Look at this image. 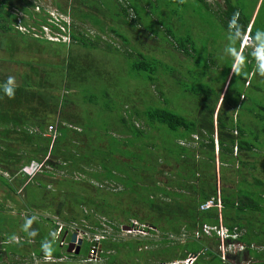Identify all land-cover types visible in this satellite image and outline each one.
<instances>
[{
    "label": "trees",
    "instance_id": "1",
    "mask_svg": "<svg viewBox=\"0 0 264 264\" xmlns=\"http://www.w3.org/2000/svg\"><path fill=\"white\" fill-rule=\"evenodd\" d=\"M152 1L65 0L59 5L55 2L71 20L62 23L68 41L50 42L16 29L18 22L29 25L24 16L38 17L33 21L37 28L40 23L47 24L46 13L35 14L31 0H0V47L9 40L13 55L22 50L30 56L46 54L58 58L53 63L13 58L17 65L13 77L8 72L0 75V174L25 176L19 172L23 165L31 160L41 162L46 156L45 165L52 170H65L66 174L55 180L50 178V171L33 178L46 174L47 180L59 183L55 195L62 194L64 199L59 209L52 208L50 212H56L63 223L101 228L95 215L105 217L103 222L112 234L99 240L98 253L103 264L174 263L194 255L190 264H197L200 258L201 264H264V75L256 70L252 49L259 44L255 24L264 0L254 17L258 0H222V5L216 1L213 11L207 0H194L196 6L189 12L191 16L203 23L201 10H209V15L217 19L216 26H220L213 28L235 41L230 59L222 64L215 63L208 50L211 37L205 39L208 48L204 44L198 47L200 39L193 27L190 32L184 28L186 18L172 7L183 1L168 0L164 6L170 17L166 14L167 19L145 24L154 16ZM18 12L22 16L18 17ZM111 17L120 19L125 28L111 26ZM234 18L239 26L235 38L236 29L231 26ZM77 21L86 32L96 29L94 37L77 31ZM154 23L164 31L177 59L202 70L214 64L220 68L209 73V82L200 78L194 93L195 110L189 115L169 107L170 97L165 93L172 85L170 76L164 74L169 68L159 58L139 49L140 40L135 44L137 49L131 47L125 55L131 61L130 69L137 72L134 76L128 74L118 80L116 75L114 79L109 71L111 66L91 55V50H102L110 58V54L130 43L132 36L128 30H136L137 38H141L142 34L155 31ZM103 32H111L122 47H117L112 39L103 40ZM245 33L249 36V43L245 44L249 49L241 50L237 56L240 34ZM146 47L154 45L146 43ZM202 70L195 73V79L204 78ZM192 71L188 70V74ZM134 81H139L143 88L147 85L152 99H157L149 101L133 92ZM8 88L12 89L11 95L5 91ZM247 89H251L252 95ZM50 124L56 127L54 136L44 134ZM78 174L84 177L77 182L73 176ZM19 177L14 182L21 185L24 182H19ZM1 185L12 189L5 180ZM22 189L20 195L25 204L27 197L22 195ZM217 195L219 207L200 209L209 199L216 204ZM6 196L11 198L8 191ZM122 201L125 207L119 206ZM119 217L121 221L117 220ZM113 219L115 224L111 223ZM133 220L143 230L158 231L161 244L170 246L149 249L151 258L141 262L139 246L151 245L150 241H122L118 235L113 236L120 226L133 224ZM219 223L236 234L226 242L242 246L241 251L228 252L222 258L215 235L194 234L203 224ZM3 238L0 236V261L8 254H27L29 260L47 255L55 260L63 253L59 244L57 251H50L49 245L44 248L50 240L39 238L36 232L30 234L19 253L1 246Z\"/></svg>",
    "mask_w": 264,
    "mask_h": 264
},
{
    "label": "rangeland",
    "instance_id": "2",
    "mask_svg": "<svg viewBox=\"0 0 264 264\" xmlns=\"http://www.w3.org/2000/svg\"><path fill=\"white\" fill-rule=\"evenodd\" d=\"M39 1V5L45 7L44 9L52 11L53 16L57 17V13L54 11V9L56 11H58L59 13H61L58 9V7L55 6V2H57V4H64L65 0H38ZM123 1V0H121ZM147 1V0H146ZM151 1V0H150ZM168 0H153L151 3L152 5V9L154 16L152 15V17L148 18L145 21V24H149L151 21H156L158 18L159 19H163L167 17H170V13H169V9L166 8L164 6L165 2H167ZM183 2H176L172 5V7L179 12V14L181 15L182 18H186L185 22H184V28L186 30H188L190 32V27L192 26L194 29V34H196L199 37V42L200 44L197 45L198 47H201L202 44H204L207 48V44L205 42V39L211 37L212 38V43L210 45V48H208V50L211 51L212 55H214L215 57V63H225L227 60L230 59V56L232 55V52L229 54L226 49L231 48L233 46H235V41L230 40V38H225V33L221 32V30L217 31L215 30L213 27H220L219 25L216 26V22L217 19L214 17H211L209 15V10H205L202 9L201 10V15L203 17V23L200 19H194L193 16H191V14L189 12H191V9L193 6H196V1L194 0H181ZM208 2L211 3V10L212 9H216V1L222 5V0H207ZM199 5V4H198ZM158 6V7H157ZM182 6V7H181ZM51 8V10H50ZM45 11V12H46ZM213 11V10H212ZM210 11V14H212ZM44 11H40L38 12V14L44 16ZM129 12V11H128ZM19 13V12H18ZM35 14L37 12H34ZM48 13V12H46ZM184 13H187L186 16H184ZM62 14V13H61ZM167 14V17H166ZM21 15V14H19ZM49 15V13H48ZM64 15V14H63ZM52 17V16H51ZM157 17V18H156ZM25 20L28 21V26L30 27H34L35 29H38L36 26L33 25V21L34 19H39L36 16H24ZM205 18V19H204ZM256 24H255V32L257 33V31H264V2L262 4V8L259 10V14L256 17ZM111 20H109L111 23L110 25L113 26L115 29H124L125 26H123V24H121L122 22L120 21V19H112V17L110 18ZM158 19V20H159ZM68 20V18H67ZM71 20V19H70ZM68 20V21H70ZM179 21L178 18H176V21ZM183 20V19H182ZM19 21V20H18ZM78 28H76L77 31H83L86 33V36H91L94 37V33L95 30L86 32L87 30L85 29V27L82 28V26L80 25L81 22L77 21L75 23ZM179 24V22H178ZM183 24V22H182ZM135 25H137V28H141V26L137 23H135ZM153 26L155 27V31H153V33H148V35H144L142 34L141 37L142 38H137V31L136 30H128L129 31V36H132V39L129 41L130 43L123 45V48L120 50H117L118 52L113 54H110V58L108 57L107 53L100 50V52H97L96 50H91V55L96 58L99 59L101 61L104 62V64H106L107 66L110 65L112 70H109L111 73V77L116 79V75H118V80L119 79H124L126 78V76L128 74H130L131 76L136 75L137 72L136 71H132L130 69V64L131 61L126 58V53L127 50H132L137 49V45H135L136 43H138V40H142L144 38H148L149 40H147L146 42L154 45V47H146V49L144 48V45H138V48L141 49L142 51L146 52L147 55H149L150 57H157L160 59V61H162L163 63H166V66L169 68L168 70L165 71L164 74H168L170 76V82H171V87L169 89H167V85L163 86L164 90L167 89V91L169 92L168 94L165 93L166 95H168L170 97V102H172L173 105L170 104L169 102V107L175 111V112H179V113H188V115L190 114L191 110L192 112L195 110V102L197 101V97L194 94L196 87L200 84L199 80L201 78V80L203 79V82H209V77L210 74L209 73H215L216 71H218L220 68L216 67V64H214V66L212 67H208L207 69H203L202 68H197L196 65H192L187 63L186 61H180L179 59H177L176 56V52L174 50V48L171 46V44L169 43L168 39L164 36L163 34V30L162 28H157V24L154 23ZM183 30V26L181 28ZM143 31V30H142ZM141 31V32H142ZM176 33H178V30ZM202 31V32H201ZM55 32V30L52 29L51 33ZM183 34V31H181ZM145 33V32H144ZM18 35V34H16ZM25 35H29L28 33H25ZM33 35V34H32ZM64 35V34H61ZM101 38H104L105 40L108 39H113L112 42H114L117 47H122V44L120 43V41L118 39H116L115 36L112 35L111 32H107L106 33H100ZM108 35L110 37H108ZM31 36V35H29ZM17 37V36H14ZM42 39H45L43 37H41ZM249 36L247 35V33H245L244 35L240 34V38H239V49L237 51V56L240 54L241 50L245 49L246 43H249L248 40ZM61 39V37H60ZM128 39V38H127ZM0 40H2L0 38ZM48 41V40H47ZM3 43L4 40H3ZM6 43L9 44V40L6 41ZM208 43H210V40L208 41ZM8 44H6V46L1 47L2 51L0 53V59L1 58H5L6 62H1L0 64V75L1 74H6L7 72L10 73V76L13 77V68H16L17 65L14 63L13 64V58H19V59H33L34 61H36L37 63H44V62H48V63H53V62H58V58L55 57H50L46 54H33L34 56H30L28 55V53L25 54V51L22 50H18L16 52H14V55L12 52L9 51V46ZM254 47L252 48L255 50V45H253ZM132 47V48H131ZM163 48V49H162ZM249 49V46L246 48ZM168 51V52H167ZM179 53V52H178ZM18 54V55H15ZM90 54V52H89ZM121 54V55H120ZM21 57H20V56ZM180 55V54H178ZM184 59V57L181 55V59ZM182 62V63H181ZM211 66V65H209ZM193 70L190 74H188V70L190 71ZM202 70V74L204 75L202 77H199V79H195L196 76V72H199ZM182 74V75H180ZM180 75L179 78L178 76ZM15 80V79H14ZM134 83L136 84V86H133V92L135 93H140L142 94V96H145L147 100H153L155 101L157 99L156 97H152L150 96L151 93L149 92V87H147V85L145 86V88L141 87V83L139 81H134ZM227 84V83H226ZM226 84L224 85V89L226 88ZM189 87L190 91L184 90V88ZM153 90V89H152ZM143 91V92H142ZM248 93L250 95H252V91L251 89H247ZM186 102L189 104L188 107H186ZM145 103H147L145 101ZM180 103L181 106L178 104ZM148 105V104H147ZM154 105V103L152 104ZM257 110H260L259 108H257ZM245 112H241V114H244ZM190 117H192V114L190 115ZM77 145H81L79 143H77ZM86 168V167H84ZM60 171H57L54 173V176H58L60 175ZM81 177H84V175L82 174H78L77 176H73V178L78 182L79 178L81 179ZM24 178V176H20L19 179ZM48 175H42V177H40V179H35V178H31V182L30 183H26V186L22 189V195L26 194L25 198V204L24 206H22V204L18 201V200H13V201H9L7 203H1L0 202V235H2L3 233L6 234V238L10 239V243L6 244L5 247L8 248L9 251L13 250L15 252H18L19 250H22L24 245L26 244V241H28V238H30V234L29 233H34L36 232L37 235L39 236V238H43V240H47L49 239V237L51 236V230L54 229V227L52 225H56L60 224L62 221L60 219L59 216H57L55 213L56 212H50V210L53 208L54 211H56L57 209H59V204L61 203V201L64 199V195L60 194V195H55L57 193V191H54L55 188L58 190V186L59 183L51 180H47ZM58 177H53L52 180H55ZM2 180L5 179H0V182ZM25 180V179H22ZM6 181V185L8 186H12V189L2 186L0 183V195L1 194H6V192L8 191L10 193V195L15 196V191H17L18 193H20V185L17 182H14L11 184L9 182ZM88 182H92L89 181ZM119 187H116V189H119ZM3 192V193H2ZM30 199V200H29ZM1 200V198H0ZM112 201V200H110ZM72 202V201H70ZM119 206H124V201H122V203ZM30 208L28 210L31 211H26L27 209L25 208ZM52 209V211H53ZM49 211V212H47ZM27 215H31L33 219H38V220H34L32 229L28 230V222L29 220H26ZM95 217L100 221H104L105 217L101 216V215H95ZM25 218V219H23ZM28 218V217H27ZM47 218H50L51 221L48 222ZM120 219H122V217L117 218L118 221H121ZM131 221V220H130ZM116 220H111V223L115 224ZM37 223V224H36ZM50 223H52V225H50ZM63 223V222H62ZM132 225H134L131 228L127 227V223H124V226H121V229L119 231H117L116 233H114L113 236H117V238H120L122 241L125 240H130V239H136V240H145V241H150V243H152L151 245H143L141 244L139 246V248L141 249V256H140V260L141 262L146 258L149 257L151 258V256L149 255L148 250L151 249H155V248H164V247H168L170 246V244H161L160 242V235L157 232H151V233H144V232H140L141 227H138L139 222H135L134 220L132 221ZM102 227V225H101ZM134 229V230H133ZM131 231V232H129ZM97 236H99L98 234H95ZM94 235V236H95ZM13 237H19V241L15 242L14 240H12ZM139 238V239H138ZM49 250L50 251H57L59 249V245L58 243H56L54 240H52L51 238L49 239ZM85 245V252H86V243H84ZM59 246V247H58ZM88 248V247H87ZM20 252V251H19ZM18 252V253H19ZM85 254L84 251L81 252V255ZM32 257V255H31ZM85 257V256H84ZM108 257V256H107ZM104 260L100 257L98 260H95L92 264H103ZM244 262H242L241 264H243ZM0 264H45L42 261L38 260V259H34L33 257L29 260L27 257V254L25 255H11L8 254L7 258H5L4 260L0 261ZM64 264H71V263H64ZM155 264H158L157 262ZM197 264H201V258L198 260Z\"/></svg>",
    "mask_w": 264,
    "mask_h": 264
},
{
    "label": "built area",
    "instance_id": "3",
    "mask_svg": "<svg viewBox=\"0 0 264 264\" xmlns=\"http://www.w3.org/2000/svg\"><path fill=\"white\" fill-rule=\"evenodd\" d=\"M50 15L53 16L52 13ZM48 22L50 24L59 26L58 19L54 16L50 17L48 19ZM41 28L43 30L44 37H46L48 40L59 41L60 37H61V40H67L68 39L67 36L61 35V33H59V32L55 31V32L51 33L52 28L50 25L43 24V25H41ZM20 29L26 30L23 27H20ZM30 32H32L34 36L40 37V34H39L40 32L36 33L34 27H31ZM48 132L52 136H54L55 135L54 126H51V125L48 126ZM180 143H183V142H180ZM32 167H33L34 171H39L40 167H41V163H33ZM216 202L217 203L214 204L213 200L209 199L200 205V209H206V208L213 206V205H216L219 207L220 201H219L218 195H217ZM100 224L102 225L101 228L92 227V226L89 228V229L93 228L92 234H90V235L84 234L86 236L88 242H89L90 247H89L87 252H88V255L90 257V261H92V262H94L95 260H98L100 258L99 253H98L99 252V249H98L99 240L107 237L110 234V230H111V228H108V226L105 224V222L100 221ZM76 229H77V227H76L75 222H69L67 224H64V223L57 224V227L54 228L53 230H51L50 238L52 240H54L55 242H57L59 245H64L66 242V237L63 239L64 233L67 235V234L75 232L76 233V239H75L74 243H76L77 239L83 236L82 232L79 230H76ZM140 230H141L140 232L147 233L142 228ZM129 232H131V231H129ZM200 233H203V234L208 235V236H211V235L216 236V238L219 241L217 249H218V252L220 253L222 258H224L225 254L228 252L241 251V249H242V246L238 247L237 244L235 245L233 243H227L226 242L228 238H235L236 234L228 232L227 229L221 223H219L217 225L203 224L199 229L195 230V232H194V234L196 236L199 235ZM95 234H98L99 236H97ZM14 240L19 241L20 239L14 238ZM90 242H93L94 244L90 245ZM2 243H3V245L7 244V243H9V240H5ZM193 258L194 257H192V256L191 257L188 256V258H186V259L175 261L174 263H171V264H190L192 262ZM51 260H53V259L50 256H47V255L42 256V261H51Z\"/></svg>",
    "mask_w": 264,
    "mask_h": 264
},
{
    "label": "clouds",
    "instance_id": "4",
    "mask_svg": "<svg viewBox=\"0 0 264 264\" xmlns=\"http://www.w3.org/2000/svg\"><path fill=\"white\" fill-rule=\"evenodd\" d=\"M32 2H33V8H32V11L33 12H40L41 11V9H43V11L45 12L46 11V9H44L45 7H43V6H40L39 5V1L38 0H31ZM50 10H51V8H50ZM54 11L57 13V17L56 16H54V17H56L57 19H58V23H59V26H56V25H53V24H50L49 22H48V19L51 17V13H53L52 11H49V10H47L46 12H48L49 13V15H48V13H46V22H47V25H50L51 26V28L53 29V30H55L54 29V27H57L59 30H55L56 32H59V33H61V34H64L65 36H66V34L64 33V31H65V28H64V26H63V24L62 23H64V22H68V20H67V16L64 14L63 15V13L61 14V13H59L58 11H56L55 9H54ZM19 14H21V15H19ZM54 14V13H53ZM17 15H18V17H20V16H22V13H17ZM53 17V16H52ZM43 24H46V23H40V25H39V28L38 29H35V32L37 33H39L40 34V38L41 37H43V38H45V40H48L46 37H44V35H43V30H42V28H41V25H43ZM231 26L233 27V28H235L236 29V31H235V34H234V38L236 37V36H238L239 35V26L236 24V21H235V18L231 21ZM20 27H23L24 29H26V30H21L20 29ZM16 29L18 30V31H20L21 33H23V34H25V33H28L29 35H31V36H33V37H38V36H34V35H32L33 33L32 32H30L31 31V27L30 26H28V25H26V26H24V25H22L20 22H18L17 24H16ZM68 38V37H67ZM103 40H105L104 38H102ZM255 39L259 42V44H258V46H255V52L253 53V55L256 57V60H257V64H256V70L261 74V75H264V31H257V33H256V35H255ZM61 40V39H60ZM59 40V41H60ZM108 40V39H107ZM48 41H50V42H57V41H52V40H48ZM61 41H63V42H67L68 41V39L67 40H61ZM112 41H113V39H112ZM111 41V42H112ZM226 51L230 54L231 52H232V49L231 48H228V49H226ZM6 92H7V94L8 95H11L12 94V89L11 88H8V89H6L5 90ZM51 126H54V129H56V127H55V125H52V124H50ZM50 125H48V126H50ZM48 126H47V129H46V132L44 133V134H47V135H49V136H52L49 132H48ZM46 159H47V156L41 161V162H37V161H35V160H31L28 164H26V165H23L22 167H21V169H20V173H22L23 175H25L29 180L31 179V178H33L34 176H36V175H41V174H43V173H46V171H50V169H51V167H50V165H45L44 164V161H46ZM33 163H41V167H40V170L39 171H34V169H33V167H32V165H33ZM58 171H61L62 172V175H65L66 174V171L65 170H63V169H57ZM47 174V173H46ZM62 223V222H61ZM67 223H69V222H67ZM67 223H64V224H67ZM68 235V234H67ZM67 235L65 236V237H67ZM14 238H18L19 239V237H13L12 238V240H14ZM2 240H9V243H10V239H8V238H6V236H5V238H3ZM15 241V240H14ZM15 242H17V241H15ZM9 243H7V244H9ZM5 245L6 244H2L1 246H3V247H5ZM217 251H218V249H217Z\"/></svg>",
    "mask_w": 264,
    "mask_h": 264
},
{
    "label": "flooded vegetation",
    "instance_id": "5",
    "mask_svg": "<svg viewBox=\"0 0 264 264\" xmlns=\"http://www.w3.org/2000/svg\"><path fill=\"white\" fill-rule=\"evenodd\" d=\"M76 223V227L77 229L76 230H79L82 232V237L78 238L77 241L79 240L80 241V245L78 246L76 243H74L73 247H70V253L67 252V249H66V245H67V240H68V237L70 234L67 235L66 237V242L64 245H61V249H63V253L61 254L62 256L55 259V260H51V261H42V256H38V260L42 261L43 263H49V262H57V263H71V264H92L93 262L90 261V257L88 255V252H87V247L89 245V242L86 238L85 235H90L93 233V230L92 229H89V228H84L82 226H80L81 224L78 223V222H75ZM124 226V225H123ZM134 225L132 224H129L127 225L128 228H131L133 227ZM121 229V226L119 227V230ZM146 232H151V231H148V230H145ZM85 234V235H84ZM112 233H110L109 235H111ZM84 243H86V252H85V245ZM76 245H77V250L76 249ZM139 250H141L139 248ZM84 251L85 254L81 255V252ZM32 255V254H31ZM85 256V257H84ZM28 257V256H27ZM161 264H171V263H161Z\"/></svg>",
    "mask_w": 264,
    "mask_h": 264
},
{
    "label": "crops",
    "instance_id": "6",
    "mask_svg": "<svg viewBox=\"0 0 264 264\" xmlns=\"http://www.w3.org/2000/svg\"><path fill=\"white\" fill-rule=\"evenodd\" d=\"M261 2V0H258V2H257V4H256V6H255V10H254V13H253V17H254V15H255V13H256V11H257V9H258V6H259V3ZM261 8H262V6H261ZM148 35V34H147ZM142 38V37H141ZM147 40H149L148 38H144V39H142V40H140V43H139V45H144V44H146V43H148V42H146ZM1 51H2V49H1V47H0V53H1ZM1 62H6V60H5V58H1L0 59V64H1ZM58 170H52V169H50V173L51 174H49L50 175V178L52 179L53 177H60V176H64V175H62V172L60 171V175H58V176H54V173L55 172H57ZM0 177L1 178H4L5 180H7V182H9V183H13V181L17 178V177H19V175H17V177L15 176H9L7 173H5V172H2L1 174H0ZM22 179H25V180H22ZM21 180H19V182H21V181H23L24 183H22L21 185H20V188L19 189H22L23 188V186H24V184L25 183H28L27 181H29V179L27 178V177H25L24 176V178H22ZM1 183V182H0ZM26 185V184H25ZM1 189V188H0ZM3 193V192H2ZM0 198H1V200H0V202L1 203H7V202H9L10 200L11 201H13V200H18L21 204H22V206H24V203H23V200H22V196L20 195V193H18L17 191H16V194H15V196H12L11 195V198H8L7 196H6V194H1L0 195ZM25 209H27L26 211H31V210H28L29 208H25ZM28 217V218H27ZM27 217H26V220L28 219L29 220V222H28V230H30V229H32V226H33V221L31 220V219H33L32 218V216L31 215H27ZM23 219H25V218H23ZM35 221L36 220H38V219H34ZM35 224V223H34ZM37 224V223H36ZM50 225H52V223H50ZM29 234H31V233H29ZM0 236H6V234H2V235H0ZM49 239H50V237H49ZM48 246V244L47 245H45V247L44 248H46ZM63 250V249H62Z\"/></svg>",
    "mask_w": 264,
    "mask_h": 264
},
{
    "label": "water",
    "instance_id": "7",
    "mask_svg": "<svg viewBox=\"0 0 264 264\" xmlns=\"http://www.w3.org/2000/svg\"><path fill=\"white\" fill-rule=\"evenodd\" d=\"M65 236H66V234L64 233L63 239L65 238ZM75 239H76V233L75 232L70 233V235L68 237V240H67V245H66V249H67L68 253L71 252L70 251V247H73ZM76 244L79 246L80 245V241L79 240L76 241ZM93 244H94L93 242H90V245H93ZM77 245H76V249L75 250H77V248H78ZM194 256H192V257H194Z\"/></svg>",
    "mask_w": 264,
    "mask_h": 264
}]
</instances>
